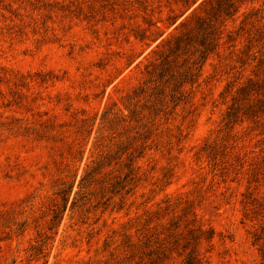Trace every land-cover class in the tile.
<instances>
[{"label": "rangeland", "instance_id": "374dc122", "mask_svg": "<svg viewBox=\"0 0 264 264\" xmlns=\"http://www.w3.org/2000/svg\"><path fill=\"white\" fill-rule=\"evenodd\" d=\"M191 259L264 264V0H0V264Z\"/></svg>", "mask_w": 264, "mask_h": 264}, {"label": "trees", "instance_id": "16d2710c", "mask_svg": "<svg viewBox=\"0 0 264 264\" xmlns=\"http://www.w3.org/2000/svg\"><path fill=\"white\" fill-rule=\"evenodd\" d=\"M131 247H133V249L131 250V252H130V256H135V254H136V252H135V248H136V245L135 244H133V245H130ZM188 264H193V261H192V259L190 260V262H188Z\"/></svg>", "mask_w": 264, "mask_h": 264}]
</instances>
